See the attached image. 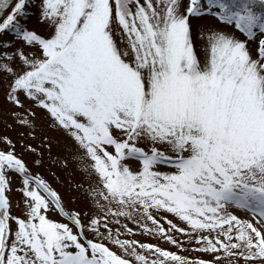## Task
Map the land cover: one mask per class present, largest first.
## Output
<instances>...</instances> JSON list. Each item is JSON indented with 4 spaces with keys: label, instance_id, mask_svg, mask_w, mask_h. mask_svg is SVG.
<instances>
[{
    "label": "snow or ice",
    "instance_id": "6c2138e0",
    "mask_svg": "<svg viewBox=\"0 0 264 264\" xmlns=\"http://www.w3.org/2000/svg\"><path fill=\"white\" fill-rule=\"evenodd\" d=\"M0 97V264H264V0H0Z\"/></svg>",
    "mask_w": 264,
    "mask_h": 264
},
{
    "label": "rangeland",
    "instance_id": "374dc122",
    "mask_svg": "<svg viewBox=\"0 0 264 264\" xmlns=\"http://www.w3.org/2000/svg\"><path fill=\"white\" fill-rule=\"evenodd\" d=\"M29 23H33V21H29ZM4 39H11V36L4 37ZM0 101H2V97H0ZM2 117H0V135H7L10 136L14 141L18 139V132L21 131V129H9L6 128L4 123L2 122ZM9 123L11 121L9 120ZM36 135L39 137L41 133L37 131ZM29 143H32L34 145L39 144V140L36 141H29ZM17 151L19 152V146L17 148ZM52 156L57 157L59 156L60 158H68L69 154L64 152L62 149L57 148L55 145L52 148ZM25 159L28 160L29 162L31 161L32 157L31 156H25ZM75 165L71 161V159H68V165L66 168L62 167H55L53 171L55 172V176L50 175L48 170H44V175L45 178L52 184L54 188H56L58 191H60L62 194H65L67 197V194L71 192L73 189L75 182L82 180V177L79 172L75 171ZM15 187H18L19 184L18 182L15 183ZM78 198L75 200V206L78 208H85L87 202L79 196V194H74ZM13 198L14 199H19L18 194L15 192L13 193ZM149 240L151 239L150 237L148 238ZM162 243V242H161Z\"/></svg>",
    "mask_w": 264,
    "mask_h": 264
}]
</instances>
